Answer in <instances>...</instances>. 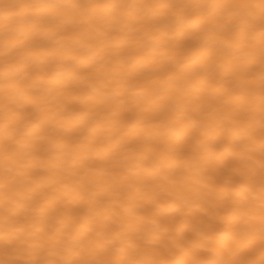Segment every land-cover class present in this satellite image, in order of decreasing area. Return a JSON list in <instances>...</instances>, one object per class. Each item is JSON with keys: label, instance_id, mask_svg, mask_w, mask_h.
I'll return each mask as SVG.
<instances>
[{"label": "clouds", "instance_id": "clouds-1", "mask_svg": "<svg viewBox=\"0 0 264 264\" xmlns=\"http://www.w3.org/2000/svg\"><path fill=\"white\" fill-rule=\"evenodd\" d=\"M210 257L264 264V0H0V264Z\"/></svg>", "mask_w": 264, "mask_h": 264}, {"label": "bare ground", "instance_id": "bare-ground-1", "mask_svg": "<svg viewBox=\"0 0 264 264\" xmlns=\"http://www.w3.org/2000/svg\"><path fill=\"white\" fill-rule=\"evenodd\" d=\"M22 22H23V23H32L33 21H31V20H25V21H22ZM30 46H31V47H41V46H43V42H41V41H35V42H33V44L30 45ZM259 257H260V253H259V252H256V253H253V254H252V259H254V260L259 259ZM214 260H215L214 257H210V258H209L210 264H211V262L214 261Z\"/></svg>", "mask_w": 264, "mask_h": 264}]
</instances>
